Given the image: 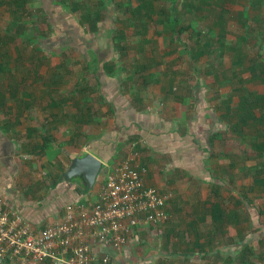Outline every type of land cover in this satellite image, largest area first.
I'll list each match as a JSON object with an SVG mask.
<instances>
[{
	"label": "crops",
	"instance_id": "crops-1",
	"mask_svg": "<svg viewBox=\"0 0 264 264\" xmlns=\"http://www.w3.org/2000/svg\"><path fill=\"white\" fill-rule=\"evenodd\" d=\"M123 1L117 0V3L120 4ZM163 1L167 5L169 4L165 6L166 9L155 7L154 0H128L127 4L135 7L132 8L135 17L123 14L119 18L120 27L118 33L124 36L123 32L131 28V25L136 24L138 20L142 23L138 26L135 34L138 37H142L140 41H148L143 38L146 33L145 28H147V23L144 25L143 20L145 18H157L156 16L161 15L160 19L164 18L166 21L174 22L170 27V32L177 34V31L181 30L179 26H182V29L188 25L190 28L191 24H193L192 28L196 26L192 20L189 22L190 18L187 21L186 14L189 15L192 11H196L195 13L199 11L201 13L198 12L199 14H197V22L202 23L203 20L201 18H203V15L206 17V20L202 23L203 35H200L198 40L196 38L193 39L195 44L193 45L192 53L190 51L191 48H184L183 45L178 48V53L172 48V53H176V56L173 57V60L170 58L171 63L167 65V70L159 74L161 77H158L157 72H154L149 64H140L138 70H135L133 74V76L136 75L138 78L135 77V86H126V83L123 86L121 75L115 73V68L110 63L114 59V55H116L110 46L104 49L96 47L97 50H102L100 57H98L97 53L95 54L94 51H91L95 48L100 34L98 29L93 30V26L97 25L95 23L98 20L104 19L103 26L107 27L108 24H111L112 19L108 18L106 20L105 15L100 14L98 15L99 17L95 18L97 20L94 21L93 17L90 18L89 13L91 12L88 11V7H81L80 12H84L82 22H88L87 25L90 28L88 33L82 22L74 19L71 10L67 11L63 4L59 2L49 3L50 11H45V6L42 9L39 8V15H41L39 17H45L47 23L51 24V27H49L51 29H49L48 34L47 31L42 34L45 39L36 40V52L46 54V52H51L55 49L71 48V50H74L73 52L81 56L84 54L82 59L85 62L93 59L96 65V81L94 80L96 87L91 88L93 90L91 92L96 93V95L95 99H91L87 95V91L86 94H83L78 89L75 96H72V94L68 96L56 95L53 98L52 94L49 95V93L45 92L47 87L40 83L43 81L40 79V94L33 95L32 99L35 101H29L25 99L27 96L25 93L22 101L25 105L22 106L23 113H21V101L16 99L17 96H14L16 93L12 94L14 87L10 91L8 89V85L13 84L6 83L5 87L7 90L1 89L0 106H3L4 102L9 104L10 100L20 102L16 103V105L14 104L17 111L14 116L7 118L4 131L0 130V198L7 208L16 211L37 228L52 220L59 219L63 214L64 205L75 202L72 201L75 196H81L82 200L87 193L80 194L76 192L73 182H65L62 179H60L62 181H59L57 177L65 170L69 160L76 155L80 148L87 145L88 150L92 152L90 148L93 145L97 154L92 153L103 162L94 185L102 182L105 171L113 166L116 161L129 158L130 164L137 166L146 185L154 187L162 193L169 194L165 205V212L168 218L164 222L167 223V230L169 231H166L165 227H163L165 234H163V238H157V240L162 242L163 239L166 241L167 238L175 240L174 237L179 236L177 232L190 233L189 242L184 243V241H181L176 246L182 245L180 248L183 249L192 246L187 249L190 251L188 255L196 259L194 263L196 264L203 261V255L208 252L207 247L212 246L206 243L204 237H202L205 236L203 233H208V236H211L212 232H222L227 227H231L230 231L232 233L234 228H238L239 223V218L236 216L237 213L234 211H225L229 213L230 222L216 224L215 226L212 225L213 223L209 216V205L212 203L220 204L218 198L221 195L216 193L217 198L213 200L206 194L209 192L214 195L217 191V184L219 182L222 183V179L228 176V172L231 173V171H228L229 169H233V161L224 158V154H221L222 147L218 141L222 139L223 134L229 135L231 138L233 136L239 138V135L241 136L242 134L240 133V128L243 126L251 127L258 133L261 132L260 126L254 128V125H264V116L260 117V114L264 112V108L261 112L257 109V106H252L250 111L254 118H257L256 120L250 116L242 118L240 113H242L243 108L246 107L248 109L249 106L247 103L245 105L242 102L240 94L244 93L242 95H245L246 93L247 97H250V94L244 87L242 92H239V86L235 85L232 79L225 76L228 71L224 72L217 62L216 67L212 66L211 68H209L208 63H205L204 65H207L208 68L200 73L204 78L199 79L198 82L193 81V83L187 78L190 70L175 68L172 62L176 60L175 58L179 59L181 56L182 58L189 57V59L194 61H200L201 58L208 60L219 59L221 55L223 59L230 60V64L234 63V65H237L238 62L236 60L238 58L243 61L246 57L245 54H242V49L235 45L234 42L230 43L229 37L239 28L242 33L247 28H251L250 31H246L244 34H254L256 36L257 33L253 30L254 27L257 30L264 29V0ZM3 2L4 0L0 5ZM110 3L113 4V0L108 1L106 8L108 7L107 10L112 11ZM5 7V5L2 6L4 9ZM72 10L74 11V8ZM177 13L178 16L182 15L185 17V20L181 21L179 25L176 22ZM194 14L192 15L194 16ZM51 16L57 18L63 25L65 23L68 24L70 21H72L71 23H77L81 30L86 33L85 44L86 46H91V50L88 53L85 52L87 53L85 54L75 47L77 43L72 42L68 38L63 39V37L57 36L55 37L58 38V41L56 40L58 45H55L54 48L50 47L51 50H48L46 38L52 36V27H54L52 26L54 24L51 22ZM133 20H135V23H132ZM175 25L177 26L175 27ZM139 29L142 31H139ZM93 32L95 33L94 35ZM198 33L199 31H195L193 35ZM244 34L239 37L242 41H245L244 38H241ZM209 35L211 37L208 40L206 37ZM190 36L191 33L189 32L186 39ZM261 37L264 38V35ZM174 38L179 39L178 36ZM174 38L168 41L167 44L174 42ZM197 42L201 45H198ZM166 53L172 54L169 48L163 54ZM38 56L39 54L33 55L30 57V61L34 62V64H40L37 59ZM19 59V55H13L12 60L18 62ZM98 59L102 60L101 65L97 61ZM146 59L147 63L160 64V59L156 60V62L151 57ZM15 65L19 64L15 63ZM21 66L23 65L21 64ZM248 68L247 65L241 70L243 73H248ZM228 69L230 70V67ZM200 74H196V77ZM230 74L231 76L233 75L232 73ZM108 78H115L117 82H114L113 85L108 82ZM27 81L30 82L31 80L28 79ZM110 82L113 81L110 80ZM77 92L80 93L78 94ZM18 93L20 94V92ZM31 102H35L36 105L31 106ZM36 106L39 109L37 118L26 114H29L30 107ZM24 110H27V112L25 113ZM255 110L258 116L255 114ZM247 112L249 111L247 110ZM22 115H26L28 118L27 122L24 123L23 129L19 134L11 136V134L13 135L14 125L24 122ZM105 119L106 122L104 121ZM87 122L90 123L91 130L93 127L91 132L88 131L87 125L83 124ZM95 122L99 123L95 124ZM79 126L86 131L84 138H81L79 134ZM66 132L67 135L64 138L63 134ZM125 133L126 136L123 137ZM261 138H264V136L258 140ZM51 139H59L56 142L65 143L67 148L63 150L62 147H59V149L55 146L52 151L49 144ZM82 141L86 142L81 144ZM130 141H136L131 150L128 148ZM250 150L255 153L251 149V144ZM19 156L36 158L38 161L36 169L34 159L20 163ZM254 156L258 160L253 165L254 175L251 176L250 183L253 182L252 178L264 176V153L257 152ZM213 157L215 158L212 159ZM234 169H238V163H234ZM100 175L101 178L99 177L98 179ZM191 183L199 185L208 183V190H200L195 193L197 189L193 190L190 186ZM40 187L43 188V192H40ZM246 219L249 225L256 228L254 221L249 216ZM243 220L245 221V218ZM200 225L205 226V228H202L204 230H197ZM141 231L144 233H150L151 231L156 233L153 226L145 225L134 230L131 239L135 242H137V239H141ZM147 238L151 239L153 235L147 234ZM245 242H247L246 246L248 247L249 241L247 237L232 241L221 247V252L228 251L226 255V260L229 261L228 264H254L250 263L249 260H245V254L243 257L237 256ZM173 243L175 244V242ZM125 250L123 249L120 253H112L114 264H140L149 259L159 264H192L183 260L182 263H177L176 261L169 263L168 258L171 257V253H166L165 246H163L162 252L159 254L153 252L150 257H145V254L139 255L143 259H138L135 263L131 261V257H128L129 255H127L128 253ZM246 257L248 259V255ZM224 258L226 257L224 256ZM218 260H222L221 257H217L211 262L218 263ZM218 264H221V262Z\"/></svg>",
	"mask_w": 264,
	"mask_h": 264
},
{
	"label": "rangeland",
	"instance_id": "rangeland-1",
	"mask_svg": "<svg viewBox=\"0 0 264 264\" xmlns=\"http://www.w3.org/2000/svg\"><path fill=\"white\" fill-rule=\"evenodd\" d=\"M2 1L3 0H0V3ZM108 1L109 0H4V2L0 5V93H2V88L5 91L7 90V88L5 87L7 85L6 83H12L13 85H8V89L10 91V89H13L14 87L13 92H11L12 94L16 93L14 96H17L16 99H20L22 107L25 105L22 102L24 100L25 93L27 94L25 99H28L29 101H35L32 98L34 94H40L39 82L40 79H42L43 81L40 83L43 84V86L47 87L45 92L49 93V95L52 94L53 98L56 95L68 96L72 94V96H75L76 91L79 89L81 90V92H83V94H86L87 91V95L89 96V98L95 99L96 93L91 92L93 91L91 88L96 87V84L94 82V80L96 81V65L93 59L85 62L82 59L84 57V54H82L83 56H81L80 54L73 52L74 50H71V48H65L62 50L55 49L51 52H46V54H40L36 52V40L38 37L37 35L41 34L42 36L45 31H47L48 34L49 29H51L49 28L51 27V24L49 25V23H47L45 17H39L41 15H39L38 10L39 8L42 9V7L44 6L43 4H45L44 10L46 11L49 10V8L51 9V7L48 5L49 3L59 2L60 4L64 5L67 11L71 10L72 15H74V19L81 22L84 16V12H80L81 7H88V11L91 12L89 13L90 18L93 17L94 21L97 20L95 18L99 17L98 15L100 14H104L106 20H108V18L112 19L111 24H108L107 27L103 26L105 22L104 19L98 20L95 23L97 25L93 26V30L98 29V32L100 33L99 38L96 42V47L104 49L110 46L116 53V55H114V59H112L110 63L115 68V73L121 75L120 77L122 78L123 86H125V83L126 86L136 85V75L133 76V74L135 73V70H138V66L144 63L149 64L153 71L157 72L158 77H161V75L159 74L167 70V65L171 63L170 58H172L173 60V57L176 56V53H172V48H174V51H177L178 48H181L183 45L184 48H191L190 51L192 53L193 45L195 44L193 42V39L196 38V40H198L200 38V35H203L204 30L202 28V23L206 20V17L203 15V18H201L203 21L202 23H199L197 22V14L201 12L198 11L199 13H195L196 11H192V13H190L189 15L186 14V17L187 21L188 18H190L189 22H191L192 20V22L196 24L194 28H192L193 24H191L192 26L190 28L189 25L183 29L182 26H179L181 30L177 31V34L175 32L171 33L170 27L174 24V22L166 21L164 18L160 19V15L156 16L158 19L153 16L154 18L152 19L145 18L143 20L144 25L145 23H147V28H145L146 33L143 38L148 41H140L142 37H138L135 34V31L138 30V26L142 23L137 19L136 24L131 25V28H128L126 32H123L124 30L122 31L124 35L122 36L120 33H118V29L120 27V24L118 23L119 18H121L123 14L135 17L134 12L132 11V8L134 6H129L127 4L128 0H124L120 4L117 3V0H113V4L110 3V5H112V11H110L107 10L108 7L106 8ZM3 5H5L7 8H2ZM154 5L155 7H162L163 9H166L165 6H168L169 4L167 5L163 0H154ZM73 8L74 11L72 10ZM192 14H194V16ZM176 15V22L177 25H179L181 21L185 20V17L182 15L178 16V13ZM87 23L88 22H82L85 30L89 33L90 28L88 27ZM132 23H135V20H133ZM177 25H175V27ZM250 26L253 27L254 25ZM52 28L53 31L57 30L54 29V27ZM250 29L247 28L246 31H250ZM253 30H255L257 36L254 34H244V32L246 31L242 33L239 28L238 30H235L229 37V39L231 40L230 43L234 42L235 45L242 49V54H245L246 56L245 59L237 65H234V63L230 64V60L223 59L222 55L219 59L208 60L201 58L200 61H194L193 59H189V57L182 58L181 56L179 59L175 58L176 60H174L172 63L175 65V68H178L180 70L182 68L186 71L190 70L189 77L187 78H189L193 83V81L198 82L199 79L204 78V76H202V74L200 73L203 70L207 69L208 66L209 68H211L212 66L216 67L217 62L224 72L228 71L225 73V76L232 79L235 85L239 86V92H242L244 87L251 94H264V72L260 73V78H251L254 73H257L261 69V67L258 66L260 62H263L262 67H264V40H262L264 38L261 37L262 35H264V29L257 30L254 27ZM139 31L142 30L139 29ZM195 31H199V33L193 35ZM60 32L61 31H59V34ZM94 32L93 35L95 34ZM189 32L191 33V36L186 39V36ZM128 34L129 36H127ZM241 34H244V36L241 38H244L245 41H242L239 38ZM173 36H178L179 39H175ZM210 37L211 36L209 35L208 37H206V39L209 40ZM173 38L175 39V41L172 43L169 42L167 44V42L172 40ZM197 44L201 45L198 42ZM167 48L170 49V52L172 54H163L165 50H167ZM38 54L39 56L37 57V59L39 60L40 64H34V62L30 61V57ZM13 55L20 56L18 62L12 60ZM147 57L153 58L154 62L160 59V64L157 65V63H147ZM15 63H18L20 66L15 65ZM20 63L24 67L21 66ZM205 63H208V66L204 65ZM247 65L248 67H251V69H248L249 74L247 72L243 73L241 70ZM150 67L148 68V71ZM228 67H230V70L228 69ZM230 73H232L233 75L231 76ZM196 74L200 75L196 77ZM28 79L31 81L28 82ZM130 81H133V83H131ZM18 92H20V94ZM77 93L79 94L80 92ZM41 94L43 95V93ZM8 100L10 99L8 98ZM20 101L10 100L11 105L10 103L6 104L7 102H4L5 104H3V106H0L1 131H4L5 129L4 126L7 123V118H11L12 116H14V113H16L17 111V109L14 107V104L16 105V103H19ZM33 105H36L35 102H31V106ZM20 109H22L21 113H23V107ZM29 110V114L26 113L27 110H24L27 115L34 116L36 118L39 116L38 106L30 107ZM255 114L258 116L256 110ZM22 118L24 119V122L14 125L12 131L13 135L11 134V136L19 134L23 129L24 123L27 122L28 118L26 117V115ZM36 121L38 120L36 119ZM104 121L106 122V119ZM96 123L99 122H95V124ZM83 124L87 125L86 127L88 128L89 132L93 130V127L91 130V127L89 125L90 123L87 122ZM257 126H260L259 129L261 128V132L259 133L251 127L248 128L246 126H243L240 128V133L242 134L241 136L239 135V138H236L234 136L231 138L229 137V135L223 134L222 139L218 141L219 145H221L222 147L221 154H224V158H227L229 161H233V169H229L228 171H231V173L228 172V176L222 179V183L219 182L217 184V191L214 193V195L208 192L206 196L214 200L215 198H217L216 193L221 195L218 198L220 200L219 203L221 204V207L226 212H236V216L239 218V223L238 228L232 227L234 228L232 230V233L230 231L231 227H227L222 232H212L211 236H208V233H203L205 234V236L202 237H204L206 243L212 246L207 247L208 252L203 255V261L196 264H218L220 262L221 264H228L229 261L226 260L228 251L221 252V247L226 246L232 241H236L238 239L240 240L241 238L244 239L245 237L248 238V247L250 249V252L247 253L248 259L245 257V260H249L250 263L254 264H264V188H260L258 186L251 187L249 182L251 176L254 175L252 169L253 165L258 160V158L254 156L255 153L250 150V144L253 141H257L260 137L264 136V125L256 124L254 125V128H256ZM78 131L81 135V138H84L86 131L84 129H81V126H79ZM66 135L67 132L63 134V137L65 138ZM56 140L59 141V139H51L49 141L52 151L54 150L52 148L55 146L56 148L62 147L63 150L67 148V145L65 143H57ZM84 142L86 141H82L81 144H83ZM215 157H213L212 159H214ZM33 159L35 161L34 164L36 169L38 164L36 158L23 156L20 157V163L31 161ZM234 163H238L237 170L234 169ZM99 177L101 178V175L98 176V179ZM200 185L197 183H191L190 186L193 188V190L197 189L195 193L199 192L200 190H208V183H203ZM95 189L96 184L86 194V197H84L79 203L85 206L91 205L93 202L92 198H94L95 196ZM39 190L40 192H43L42 187H40ZM244 202L250 203L259 211V227L253 228L248 224V221L246 219V217L248 218V215ZM244 218L245 221L243 220ZM163 227H165L166 231H169L167 230V223H164L161 225L160 235L156 234L153 231H151L150 233H144L141 231L142 237L141 239H137V242H135L133 239L127 240L126 250H124L127 251V255H129L128 257H131V261H134L133 263H135L136 260L143 259L139 255L145 254V257H150L153 252L159 254L162 252L163 246H165L167 251L166 253H171V257L168 258L170 261L169 263H172L173 261L182 263L183 260L184 262L188 261V263L194 264L196 259H194V257H192L191 255H188V252L190 251L187 250L192 246L185 247V249L180 248L182 247V245L176 246L177 244L181 243V241H184V243L189 242L191 238L189 235L190 233L177 232L179 233V236L174 237L175 240H170L167 238L166 241L163 239L162 242L160 240H157V238H163V234H165ZM202 228H205V226L200 225L197 230H204ZM147 234H152L153 238L146 239ZM173 242H175V244ZM224 256L226 258H224ZM237 256L239 257V255ZM217 257H221L222 260H218V263L211 262V260L214 261ZM188 258L192 260H189Z\"/></svg>",
	"mask_w": 264,
	"mask_h": 264
},
{
	"label": "built area",
	"instance_id": "built-area-1",
	"mask_svg": "<svg viewBox=\"0 0 264 264\" xmlns=\"http://www.w3.org/2000/svg\"><path fill=\"white\" fill-rule=\"evenodd\" d=\"M135 143L130 141L128 148ZM168 198L144 183L129 158L105 171L91 205L67 203L59 219L42 227L0 198V264H114L112 253L126 248L134 230L150 225L161 233ZM140 264L159 263L149 259Z\"/></svg>",
	"mask_w": 264,
	"mask_h": 264
},
{
	"label": "trees",
	"instance_id": "trees-1",
	"mask_svg": "<svg viewBox=\"0 0 264 264\" xmlns=\"http://www.w3.org/2000/svg\"><path fill=\"white\" fill-rule=\"evenodd\" d=\"M43 5L45 6V4H43ZM240 14H242V13H240ZM48 15H49V13H48ZM51 22L54 24L53 25L54 29H57V30H54L52 32V36H49L48 38H46L47 46H48L47 49L48 50L49 49L51 50V48H54L55 45H58V43H57V41H58L57 39L58 38L57 37H63V39L64 38H68L72 42L77 43L75 45V47H77L78 50H80L83 53H85V52L88 53L91 50V46H86V44H85L86 36H87L86 33H84L81 30V28L77 25V23H75V22L71 23L72 21H70V22H68V24L65 23L63 25L62 22L58 21V19L55 18L54 16H51ZM54 22H56V23H54ZM58 25H60V26H58ZM59 31H61L63 34L60 32V34H61L60 35ZM37 36H38L37 40L45 39L44 37L41 36V34H38ZM55 36H57V37H55ZM84 46H86V47H84ZM91 51H94L95 54L97 53L98 57H100V55H101L100 53L102 52V50H97L96 49V44H95V48L92 49ZM87 53H85V54H87ZM97 61H99L100 65H101L102 60L98 59ZM236 62L240 63V62H242V60L240 58H238V60H236ZM258 66L261 67V69L257 73H254L251 76V78H260V73L264 72V67H262L263 66V62H260L258 64ZM103 67H101V68H103ZM248 69H251V67H249ZM254 70H256V69H254ZM110 80L113 81V82H110ZM108 82L112 83L114 85V82H117V80L115 78L114 79H109L108 78ZM242 94H244V93H242ZM242 94H240V96H241L240 99L242 100V102L245 105L247 103V105L249 106L248 109H246V107L243 108L242 113H240V115L242 114V116H241L242 118L245 117V116H250V117L254 118V115L250 111L252 106H257V109L262 112V109L264 108V103H263L264 94H251V93H249L250 97L249 96L247 97L246 93H245V95H242ZM251 98H253V99H251ZM247 110L249 112H247ZM262 116H264V112H262L260 114V117H262ZM254 119L256 120L257 118H254ZM242 120H245V119H242ZM124 136H126V133L123 135V137ZM90 149H91L92 152L97 154V151L95 150V147H93V145L91 146ZM251 149L255 153H257V152H263L264 153V138H261L260 140H257V141H253L251 143ZM59 177H57V179H59V181H62V180H60L61 178H59ZM252 180H253V182L250 183L251 186L255 185V186H258L260 188H264V176H261L259 178H252ZM69 184H71V183H69ZM74 198L75 199H73L72 201H75V202H78V203L81 201V196H75ZM244 204H245L248 216L254 221L255 226L259 227L260 226V221H259L260 213H259V211L254 206H252L250 203H248V202H244ZM209 206H210L209 216H210V219H211V221L213 223L212 224L213 226H215L216 224L225 223V222H228V221L230 222L229 213H226L223 210V208H221L220 204L212 203ZM246 244H247V242H245L243 244V246L241 247V249L239 250V252H238L239 253V257H243L244 254H245V257H246L247 253L250 252V249L246 246Z\"/></svg>",
	"mask_w": 264,
	"mask_h": 264
},
{
	"label": "water",
	"instance_id": "water-1",
	"mask_svg": "<svg viewBox=\"0 0 264 264\" xmlns=\"http://www.w3.org/2000/svg\"><path fill=\"white\" fill-rule=\"evenodd\" d=\"M102 166L103 162L84 145L69 160L60 178L65 182H73L76 192L86 194L92 189Z\"/></svg>",
	"mask_w": 264,
	"mask_h": 264
}]
</instances>
